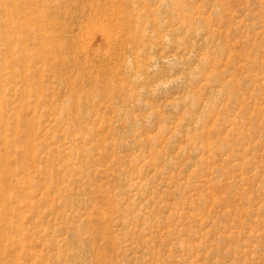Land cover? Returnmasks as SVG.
<instances>
[{"label":"rangeland","instance_id":"374dc122","mask_svg":"<svg viewBox=\"0 0 264 264\" xmlns=\"http://www.w3.org/2000/svg\"><path fill=\"white\" fill-rule=\"evenodd\" d=\"M0 264H264V0H0Z\"/></svg>","mask_w":264,"mask_h":264}]
</instances>
